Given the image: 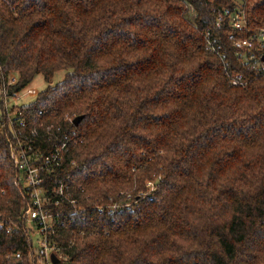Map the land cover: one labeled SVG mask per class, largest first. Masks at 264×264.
<instances>
[{"label": "trees", "instance_id": "16d2710c", "mask_svg": "<svg viewBox=\"0 0 264 264\" xmlns=\"http://www.w3.org/2000/svg\"><path fill=\"white\" fill-rule=\"evenodd\" d=\"M223 7L264 29V0H0V222L16 228L0 227V264H39L16 135L42 158L68 141L44 173L82 210L53 236L66 264H264V75L217 28ZM60 71L5 109L4 91L10 103Z\"/></svg>", "mask_w": 264, "mask_h": 264}, {"label": "built area", "instance_id": "2783aa9c", "mask_svg": "<svg viewBox=\"0 0 264 264\" xmlns=\"http://www.w3.org/2000/svg\"><path fill=\"white\" fill-rule=\"evenodd\" d=\"M215 14L218 29H222L226 23L234 29L236 34L231 35L230 40L237 51V57L250 64V69H259L264 75V29L251 31L248 28L246 13L241 8L232 10L223 7L215 11ZM216 43L217 40L213 42L207 33L208 48L219 54L220 47ZM222 58L225 56L223 55ZM233 84L245 86L247 82L240 74L233 79ZM6 95L7 93L4 91L2 101L5 109L9 110V99ZM14 116L15 113L9 115L11 125ZM73 121L71 120L72 124ZM19 125L24 126L22 119L19 121ZM10 145L12 160L20 172L19 181L23 184L30 199V206L24 211L23 217L27 220L33 241L35 253L32 259H37L39 264H55L52 260L54 256L60 261L58 264H66L62 248L56 241H53V236L56 235L58 228L65 225L64 218L76 217V214L82 213V210L78 208L77 201L73 196V188L67 180L57 179L52 185L49 179L45 178L44 173L56 172L58 168L62 167L65 159L64 154L68 152V141H63L45 158H42V153L37 151L32 143L21 140L17 135L15 143H10ZM148 186L153 187V184L149 183ZM118 209V205L108 208L111 214H115ZM0 227H5L8 235H12L16 229L15 224L5 225L4 221L0 222ZM22 256L23 253L18 252L9 255L8 258L20 260Z\"/></svg>", "mask_w": 264, "mask_h": 264}, {"label": "rangeland", "instance_id": "374dc122", "mask_svg": "<svg viewBox=\"0 0 264 264\" xmlns=\"http://www.w3.org/2000/svg\"><path fill=\"white\" fill-rule=\"evenodd\" d=\"M66 73V71H60L56 73L51 83H48L42 75L36 76L33 82L28 87L17 94L14 99L10 100L9 107H21L33 103L37 99L39 94L43 92L48 86H55L57 83L61 82L64 79ZM17 82L18 77L12 75L9 79V84L14 85ZM11 114L12 113H10L9 115Z\"/></svg>", "mask_w": 264, "mask_h": 264}, {"label": "water", "instance_id": "95a60500", "mask_svg": "<svg viewBox=\"0 0 264 264\" xmlns=\"http://www.w3.org/2000/svg\"><path fill=\"white\" fill-rule=\"evenodd\" d=\"M82 119H83V116H80V117H76L75 119H74V121H73V124L75 125V126H78L79 124H80V122L82 121ZM52 260H53V263H55V264H58V263H60V261L58 260V259H56V257H52Z\"/></svg>", "mask_w": 264, "mask_h": 264}]
</instances>
